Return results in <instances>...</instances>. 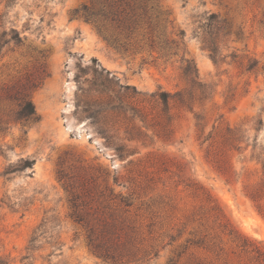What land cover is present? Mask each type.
Masks as SVG:
<instances>
[{
	"label": "rangeland",
	"instance_id": "obj_1",
	"mask_svg": "<svg viewBox=\"0 0 264 264\" xmlns=\"http://www.w3.org/2000/svg\"><path fill=\"white\" fill-rule=\"evenodd\" d=\"M85 3L18 0L8 11L5 27H14L26 40L21 46H6L0 56V256L8 257L9 264H113L89 249L82 228L69 217L67 180L59 177L63 172L71 182L93 176L102 188V175L107 174L115 193H141L132 200L135 206L145 208L155 200L160 205L157 244H166L167 235L187 224L183 237L161 249L151 264H184L192 254L208 264H255L209 214L210 252L191 249L178 257L190 234L201 230L192 219L205 203L178 186L176 165L185 162L188 175L220 202L239 234L264 247V195L262 212L248 196L260 187L264 174V0H160L170 22L167 34L179 44L166 57L110 43L94 24L75 14ZM217 21L224 25L220 32L211 28ZM216 32L214 62L204 41ZM183 55L195 60L211 95L202 103L195 101L191 109L173 101L166 112L153 95L189 90ZM254 61L258 64L249 71ZM102 69L142 94L134 103L146 114V123L138 124L147 136L126 142L124 123L115 124L122 139L115 143L127 147L123 158L98 133L96 112L86 105L95 94L90 90L101 83L93 71ZM16 85L29 94L38 123L14 120L17 102L6 93ZM82 88L89 90L88 97ZM194 94L198 97L199 91ZM229 129L238 131L239 141L233 145L226 141ZM155 156H165L168 163H156ZM22 159L36 164L15 171ZM130 172L134 182H128ZM117 175L120 185L114 184ZM44 218L49 223L38 233L33 257L24 260Z\"/></svg>",
	"mask_w": 264,
	"mask_h": 264
},
{
	"label": "trees",
	"instance_id": "obj_2",
	"mask_svg": "<svg viewBox=\"0 0 264 264\" xmlns=\"http://www.w3.org/2000/svg\"><path fill=\"white\" fill-rule=\"evenodd\" d=\"M17 1L0 0V56L6 46L10 44L21 46L26 40V37H22L21 33L14 27H10V29L5 27L8 11ZM75 14L94 24L110 43L121 46L126 51L147 49L152 53L157 52L162 57H166L178 50L179 44L171 40L167 34L168 23L170 22L162 12L160 0H86L82 8L75 11ZM214 18L217 17L212 15L211 19ZM211 28L220 32L224 28L223 22L217 21V25ZM218 32L211 34L210 39L204 41L205 48L211 52L214 62H217ZM183 35L182 32V39ZM94 61L97 62V60ZM181 61L183 75L190 86L189 90L174 94L162 91L153 95L166 112L170 110L173 101H176L181 107L191 109L195 101L202 103L211 95L210 85L204 84L200 79L195 60L183 55ZM257 64V61L251 62L248 70H253ZM101 71V73L97 70L93 71L97 81L99 80L101 83L97 85L99 89L90 90L94 91L95 94L91 96L86 105L89 110L96 112L99 119L97 121L98 133L105 138L109 146H117L115 150L118 156L123 158L127 152V147L115 143L116 139L122 140L119 137L121 128H115V124L121 120L124 123L125 137L123 140L126 142H140L143 136H147L142 130L144 126L138 124V122L146 123V114L142 108L134 103V99L142 94L135 87L120 84L114 76H111L109 71H105V69ZM23 88V85H16L6 93L9 99L17 102L18 108L14 113V120L23 125L38 123L40 117L37 115L35 105L26 89L21 91ZM15 89L19 91L12 93L11 91ZM195 90L199 91L198 97L194 94ZM80 91L83 93V97L89 93V90L83 88ZM88 96L89 94L86 95V97ZM167 119L169 120V118ZM197 119L200 120V117ZM228 134L230 135L226 140L228 145H233L239 141L237 130L229 129ZM166 159L165 156H155L156 163L162 165L168 163ZM20 163L15 171L33 169L36 161L22 159ZM176 168L178 186L183 185L192 191L194 196L201 197L200 199L205 203V208L203 207L198 213H195L192 219L193 223L198 224V229L201 230H195L190 234L191 237L180 246L181 251L178 257L181 258L191 249H202L210 252L213 245L207 234L210 228L207 225L209 221L206 215L209 214V219L214 218L215 226L221 229L223 235L229 236L242 253L251 255L255 264H264V247L260 243L239 234L225 214L220 202L203 185L188 175L185 162L178 161ZM15 171H7L5 174ZM132 174L134 173L130 172V176L127 178L128 182L135 181ZM59 177L60 181L67 180L64 183V188L68 193L69 217L82 228L89 249L98 257L113 264H151L153 259L159 257L161 249L178 242L186 231L187 224L183 223L182 228L177 230V234L167 235L168 242L166 244L164 241L157 244L156 242L159 240L155 237L154 230L158 223L155 218H159L160 205H156L155 200L151 204H145V208L135 206L132 200L136 196L141 198V193L138 194L136 190L126 195L115 193L108 183L107 174L102 175L103 188L97 185V180L93 176L80 177L74 182L67 179V175L63 172H59ZM121 179V176H114V184L120 185ZM146 188H142L144 194ZM263 195L264 174L260 187L254 193L248 194L253 202L258 203L257 207L260 212H262L260 208L262 207ZM141 212H143L142 215ZM138 217L143 218V221L139 220ZM48 223V218H44L34 231L24 260L33 257L35 243L39 237L38 233ZM174 229L172 228V230ZM0 264H9L8 257L0 256ZM170 264H177V262L174 263V260H171ZM184 264L208 263L192 254L188 256ZM225 264L229 263L225 262Z\"/></svg>",
	"mask_w": 264,
	"mask_h": 264
}]
</instances>
